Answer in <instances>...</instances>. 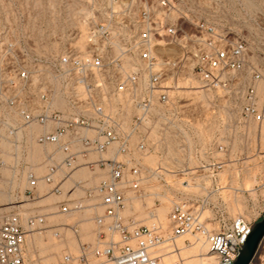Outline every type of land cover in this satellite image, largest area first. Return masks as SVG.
<instances>
[{
  "label": "built area",
  "instance_id": "1",
  "mask_svg": "<svg viewBox=\"0 0 264 264\" xmlns=\"http://www.w3.org/2000/svg\"><path fill=\"white\" fill-rule=\"evenodd\" d=\"M27 5L0 33V169L74 217L55 226L78 246L59 264H163L164 245L198 234L205 264H234L264 215V176L244 187L264 168V72L246 39L189 0H47L40 18ZM147 195L170 204L167 224L135 217ZM240 197L245 213L209 231L206 214ZM48 215L0 216V264H28Z\"/></svg>",
  "mask_w": 264,
  "mask_h": 264
},
{
  "label": "rangeland",
  "instance_id": "2",
  "mask_svg": "<svg viewBox=\"0 0 264 264\" xmlns=\"http://www.w3.org/2000/svg\"><path fill=\"white\" fill-rule=\"evenodd\" d=\"M47 0H0V33L7 32L10 24H13L12 12L19 16L21 12L20 4L26 2L32 15L40 18V12L46 5ZM53 1V0H50ZM192 6L193 14L197 17L216 22L224 30L240 34L243 36L249 46L251 54L256 63L264 72V0H189ZM37 18V19H38ZM39 20V19H38ZM47 26L56 30L60 23L56 20H47ZM54 45H48L47 49H54ZM5 171V172H3ZM4 173V174H3ZM12 170H0V216L10 212H20L23 222L33 214H49L44 230L41 232H29L27 238V262L28 264H59L63 254L68 250L77 251L76 236L67 228H56L55 226L70 224L75 222L74 217L68 215H51L55 209L53 204L56 200L62 198L51 197L45 200L29 201L24 196L27 184L25 182H16L10 184L8 179ZM252 178L245 183L244 187L251 188L260 178L264 176V168L257 167L252 170ZM2 176V177H1ZM241 187V184H237ZM156 197L146 196L142 202L135 204V217L144 225L150 224L153 220H158L167 224L168 214L171 206L165 200L156 201ZM249 203L244 197L227 199L224 202L222 210L223 215L216 216L214 212L206 214V224L211 232H218L219 220L228 221L239 213H245ZM148 211L156 212L152 216ZM127 215H132L127 213ZM248 220L254 221L255 216H247ZM261 218L257 220L260 221ZM256 222V223H257ZM94 224L89 223L83 227V240L85 242H94ZM61 232V236H56V232ZM201 239V240H200ZM204 235H186L178 238L173 243L163 246L161 254L174 251L173 244L176 243L180 248V257L177 253L169 256L163 264H201L196 258V253L201 248ZM41 243L45 244L48 249H43ZM208 245V243H207ZM264 246V245H263ZM170 247V248H169ZM209 249V246H208ZM205 250H207L205 248ZM264 247L259 251L258 256H262ZM181 260H180V259ZM164 259V257H163ZM179 262V263H177Z\"/></svg>",
  "mask_w": 264,
  "mask_h": 264
},
{
  "label": "water",
  "instance_id": "3",
  "mask_svg": "<svg viewBox=\"0 0 264 264\" xmlns=\"http://www.w3.org/2000/svg\"><path fill=\"white\" fill-rule=\"evenodd\" d=\"M264 241V215L258 221L245 243L241 246L240 254L234 264H252L259 253L261 245Z\"/></svg>",
  "mask_w": 264,
  "mask_h": 264
},
{
  "label": "bare ground",
  "instance_id": "4",
  "mask_svg": "<svg viewBox=\"0 0 264 264\" xmlns=\"http://www.w3.org/2000/svg\"><path fill=\"white\" fill-rule=\"evenodd\" d=\"M35 159H36V158H35ZM147 225H148V224H147ZM208 230H209V228H208ZM200 240H201V239H200ZM40 245H41V247H42L43 249H48V247H47L45 244L41 243ZM173 247L175 248L174 251H172V252H168V253H164V254H163V257H164L163 261L165 260L164 262H166V259H167L169 256H170V257L173 256V255H172L173 253H177L178 256L180 257V255H181V253H180L181 248H180L176 243L173 244ZM169 248H170V247H169ZM205 248H206L207 250H205ZM195 257L199 259V261H200L201 264H205L206 262L212 260L211 254L209 253V249H208V245H207V241H206V239H203V241H202V245H201V248L198 249V251H197ZM179 259H180V258H179ZM180 260H181V259H180ZM177 263H179V262H177ZM164 264H166V263H164ZM181 264H182V262H181Z\"/></svg>",
  "mask_w": 264,
  "mask_h": 264
},
{
  "label": "crops",
  "instance_id": "5",
  "mask_svg": "<svg viewBox=\"0 0 264 264\" xmlns=\"http://www.w3.org/2000/svg\"><path fill=\"white\" fill-rule=\"evenodd\" d=\"M0 170H3V169H0ZM3 172H5V171H3ZM4 174V173H3ZM264 245V241H263V243H262V245H261V248L262 247H264L263 246ZM260 248V249H261ZM260 251V250H259ZM259 254V253H258ZM252 264H264V253H263V255L262 256H256V258H255V260L253 261V263Z\"/></svg>",
  "mask_w": 264,
  "mask_h": 264
}]
</instances>
